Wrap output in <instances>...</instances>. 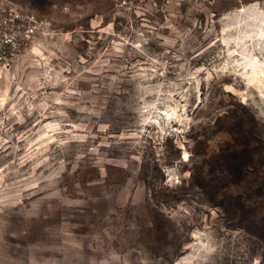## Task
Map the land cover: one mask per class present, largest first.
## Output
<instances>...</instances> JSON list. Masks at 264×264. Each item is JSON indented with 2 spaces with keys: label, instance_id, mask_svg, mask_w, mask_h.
<instances>
[{
  "label": "rangeland",
  "instance_id": "1",
  "mask_svg": "<svg viewBox=\"0 0 264 264\" xmlns=\"http://www.w3.org/2000/svg\"><path fill=\"white\" fill-rule=\"evenodd\" d=\"M13 1L52 31L0 70V264H264V0Z\"/></svg>",
  "mask_w": 264,
  "mask_h": 264
},
{
  "label": "built area",
  "instance_id": "2",
  "mask_svg": "<svg viewBox=\"0 0 264 264\" xmlns=\"http://www.w3.org/2000/svg\"><path fill=\"white\" fill-rule=\"evenodd\" d=\"M138 0H112L113 11L124 15L142 9ZM149 8L168 12L180 9L185 3L197 4L213 0H147ZM52 31V20L25 9L13 0H0V69L11 70L21 55L35 43L36 39Z\"/></svg>",
  "mask_w": 264,
  "mask_h": 264
},
{
  "label": "bare ground",
  "instance_id": "3",
  "mask_svg": "<svg viewBox=\"0 0 264 264\" xmlns=\"http://www.w3.org/2000/svg\"><path fill=\"white\" fill-rule=\"evenodd\" d=\"M253 32L252 36L249 37L248 41L257 42L260 44L258 49L255 48L253 52V62L250 63V68L247 72V80L249 83L261 82L262 76H264V64L258 63V59L256 58L258 53L264 52V19L259 20L253 24V27L250 29ZM263 48V49H262ZM35 51L39 52L37 48H34ZM1 70V69H0ZM3 71V70H2ZM167 114V112H166ZM169 119L171 118V114L168 112L167 114Z\"/></svg>",
  "mask_w": 264,
  "mask_h": 264
}]
</instances>
